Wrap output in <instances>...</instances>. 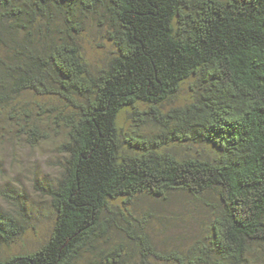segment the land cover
Masks as SVG:
<instances>
[{
    "label": "trees",
    "instance_id": "16d2710c",
    "mask_svg": "<svg viewBox=\"0 0 264 264\" xmlns=\"http://www.w3.org/2000/svg\"><path fill=\"white\" fill-rule=\"evenodd\" d=\"M84 19L114 48L95 71L79 42ZM185 81L189 100L162 109ZM24 93L57 99L22 126L36 142L46 117L65 136L64 158L47 190L49 238L0 264H259L264 0H0V110H15ZM124 108L138 125L126 137ZM175 192L208 206L209 232L185 252H161L129 207ZM21 232L0 212V249Z\"/></svg>",
    "mask_w": 264,
    "mask_h": 264
},
{
    "label": "rangeland",
    "instance_id": "374dc122",
    "mask_svg": "<svg viewBox=\"0 0 264 264\" xmlns=\"http://www.w3.org/2000/svg\"><path fill=\"white\" fill-rule=\"evenodd\" d=\"M79 39L84 59L93 71L103 67L114 53L105 29H100L96 19H84ZM190 93L189 82H183L162 109L183 105L189 100ZM19 100L20 105L15 110H0V212L14 215L22 231L13 242L2 246L0 256L4 258L32 252L49 238L55 213L47 190L56 183L60 174L64 158L60 148L66 141L63 132L58 128V132L54 131L46 117L42 119L40 130L43 137L36 142L29 141L26 127L22 126L24 120L37 115L40 105L57 104V99L24 93ZM138 108L145 106L139 105ZM130 112L129 108H124L117 117V126L123 137L138 129ZM139 124L142 132H149L142 123ZM178 148L176 151L182 154L183 150ZM195 149L199 154L211 150L209 145ZM203 199L208 203L214 200L211 195ZM20 207L21 213L16 214ZM129 210L135 218L143 221L153 245L161 252H185L196 239L204 238L209 232L208 206L184 192L171 193L166 199L139 195L133 199ZM119 237L114 232L111 238L117 240ZM260 251L262 256H258V262L264 264V247ZM150 264L171 263L151 260Z\"/></svg>",
    "mask_w": 264,
    "mask_h": 264
}]
</instances>
